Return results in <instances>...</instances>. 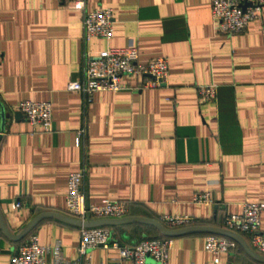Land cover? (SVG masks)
Segmentation results:
<instances>
[{
    "label": "crops",
    "instance_id": "1",
    "mask_svg": "<svg viewBox=\"0 0 264 264\" xmlns=\"http://www.w3.org/2000/svg\"><path fill=\"white\" fill-rule=\"evenodd\" d=\"M97 7L111 10L109 40L83 41L81 13L67 0H0L4 229L16 235L42 212L70 217L66 179L81 171L86 204L117 201L127 216L157 222L188 216L189 227L223 230L227 215L253 202L261 206L264 232V5L260 19L238 34L214 30L210 0H85L87 11ZM128 45L137 63L166 59L163 86L142 88L144 77L121 76L119 90L94 92L88 102L65 91L68 82L80 80L84 52ZM206 85L214 86L210 101L197 95V87ZM23 100L49 103L48 132L33 131L17 112ZM196 192H207L213 204L192 202ZM105 227L120 245L144 239L141 224ZM29 233L41 245L58 241L62 257L76 259L79 228L48 217L18 240L7 238L0 225V264H10ZM206 234L168 237L166 264H264L234 239L235 247L214 263L203 247ZM239 237L246 244V236ZM117 254L93 248L90 264H129Z\"/></svg>",
    "mask_w": 264,
    "mask_h": 264
},
{
    "label": "built area",
    "instance_id": "2",
    "mask_svg": "<svg viewBox=\"0 0 264 264\" xmlns=\"http://www.w3.org/2000/svg\"><path fill=\"white\" fill-rule=\"evenodd\" d=\"M73 9L81 13V39L92 38L109 40L112 36L111 10L97 7L87 11L85 0H67ZM264 0H210V16L214 21V30L223 34H238L246 29L249 22L258 21ZM136 50L132 45L122 48L106 47L96 52H84L80 80L68 82L65 91L79 93L85 102L98 91H116L121 88V76L144 77L142 88L163 86L167 76V62L164 57H155L144 64L136 62ZM197 95L204 101L214 97V86L197 87ZM16 110L33 131L48 132L51 125L50 105L46 101H20ZM82 132L74 137V145L81 144ZM82 172H70L67 175L64 209L68 216L82 222L99 219H120L126 217V206L117 201L102 200L92 205L84 202L80 189ZM192 202L213 204L207 192H196ZM14 207L20 206L14 202ZM261 206L247 202L241 205L240 212L227 215L223 220V229L237 235L246 236L247 247L257 255L264 256V232L259 230V212ZM167 229H181L191 226L188 216H162L158 221ZM79 238L75 260H65L61 255L58 241L51 245H41L34 234H29L26 242L17 246L10 258V264H90L89 251L93 248L116 249L117 258L127 260L129 264H166L167 251L171 246L170 238L143 239L133 245H120L111 238L105 226L78 227ZM203 247L217 262L219 254L228 253L235 247L233 239L214 234L204 236ZM50 255V261L45 256ZM150 262H147L146 259Z\"/></svg>",
    "mask_w": 264,
    "mask_h": 264
},
{
    "label": "water",
    "instance_id": "3",
    "mask_svg": "<svg viewBox=\"0 0 264 264\" xmlns=\"http://www.w3.org/2000/svg\"><path fill=\"white\" fill-rule=\"evenodd\" d=\"M48 217H55L60 220H63L71 225H74L76 227H95V226H110V225H120V224H127V223H137V224H144L148 226H152L159 234L166 236V237H172L175 235L183 234L186 232H192V231H205L208 232L209 234H217L221 236H227L230 237L238 242H240L245 249V251L255 258L256 260L259 261H264V257L255 254L252 252L247 245L241 240L239 235L222 230V229H217V228H209V227H186V228H181V229H167L164 226H162L159 222L152 220V219H146V218H141V217H133V216H126L120 219H99V220H93V221H85V222H80L78 220H75L73 218L58 214V213H53V212H42L40 214H37L34 216L27 224L26 226L19 231L16 235H11L9 234L4 227L1 224V219H0V225H1V230L4 233V235L12 240H18L24 235H26L32 227L41 219L43 218H48Z\"/></svg>",
    "mask_w": 264,
    "mask_h": 264
},
{
    "label": "trees",
    "instance_id": "4",
    "mask_svg": "<svg viewBox=\"0 0 264 264\" xmlns=\"http://www.w3.org/2000/svg\"><path fill=\"white\" fill-rule=\"evenodd\" d=\"M134 224H137V223H134ZM137 225H140V224H137ZM141 226H143V228H148V229H152L154 232H155V235L153 236V237H150V238H146V239H161V238H168V237H166V236H163V235H161V234H159L152 226H148V225H142L141 224ZM108 229H110L109 227H107ZM31 233V232H30ZM29 233V234H30ZM28 236V235H27ZM26 236V237H27ZM25 237V238H26ZM145 239V238H144Z\"/></svg>",
    "mask_w": 264,
    "mask_h": 264
},
{
    "label": "rangeland",
    "instance_id": "5",
    "mask_svg": "<svg viewBox=\"0 0 264 264\" xmlns=\"http://www.w3.org/2000/svg\"><path fill=\"white\" fill-rule=\"evenodd\" d=\"M155 235V232L152 229L143 228V238H150Z\"/></svg>",
    "mask_w": 264,
    "mask_h": 264
}]
</instances>
